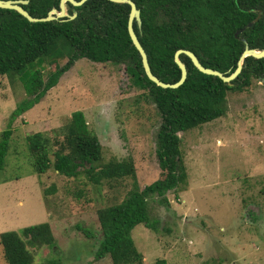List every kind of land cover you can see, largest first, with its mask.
<instances>
[{"label":"rangeland","instance_id":"1","mask_svg":"<svg viewBox=\"0 0 264 264\" xmlns=\"http://www.w3.org/2000/svg\"><path fill=\"white\" fill-rule=\"evenodd\" d=\"M67 61L45 66L46 77ZM20 75H0V139L13 130L0 170V234L50 223L55 245L33 248L35 264H113L109 255L97 258L103 238L98 211L121 202L133 178L95 184L54 169L40 174L28 137L39 131L53 136L82 111L103 145V162L132 158L144 189L163 177L156 105L132 88L124 64L81 58L38 104L12 119L29 97ZM227 99L225 116L179 133L186 183L168 191L167 201L151 195L155 228L141 223L132 230L144 264H264V79ZM0 264H6L1 244Z\"/></svg>","mask_w":264,"mask_h":264},{"label":"trees","instance_id":"2","mask_svg":"<svg viewBox=\"0 0 264 264\" xmlns=\"http://www.w3.org/2000/svg\"><path fill=\"white\" fill-rule=\"evenodd\" d=\"M133 1L143 20L141 28L134 21L135 31L153 73L164 82L181 79L182 72L175 61L179 49L193 51L204 66L226 74L238 67L246 48L243 38L251 48L264 49V0ZM60 2L29 0L25 8L34 17H46L53 8L60 10ZM67 10L77 16L32 22L16 10L0 8V75L21 72L19 79L29 96L13 111L12 119L38 104L78 59L125 65L132 88L141 90L140 96L156 105L162 119L156 150L162 178L141 189L132 158L103 162V145L82 111H75L66 124L54 129L53 136L42 131L29 135L28 148L40 174L54 169L69 178L83 175L95 184L132 177L134 185L127 196L98 211L103 238L97 258L109 255L113 264H144L132 230L141 223L155 228L148 207L151 195L167 201L168 191L186 183L188 171L179 133L225 116L229 92L242 91L254 80L264 79V57L247 56L242 72L230 85L200 71L183 53L180 58L188 68L186 81L177 88H163L148 77L129 34L130 4L88 0L81 6L68 2ZM259 14L255 23L246 27ZM64 59H68L67 63L49 71L46 77L44 67ZM12 133L8 128L1 135L0 170L5 166ZM55 241L50 223L0 234L6 264H35L32 249L52 247ZM159 263L166 264L163 260ZM43 264L60 263L50 259Z\"/></svg>","mask_w":264,"mask_h":264},{"label":"water","instance_id":"3","mask_svg":"<svg viewBox=\"0 0 264 264\" xmlns=\"http://www.w3.org/2000/svg\"><path fill=\"white\" fill-rule=\"evenodd\" d=\"M86 1H88V0H61L60 10H58L57 8H53L52 10L49 11V13L46 17H34L33 15H31V13L25 8V5H27L29 3V0H0V8L13 9V10L18 11L20 14H22L23 16H25L28 20H30L32 22H42V21L59 20V19H63L66 17H69V19H74L77 16V13L70 15L68 13V10H67V3L70 2L75 6H81ZM110 1L130 4L131 12H130L129 22H128L129 34L131 36V39H132L134 45L136 46V48L138 49V51L140 52V54L142 56L143 66L145 68V71H146L148 77L150 78V80H152L157 85H159L163 88H177V87L181 86L186 81V79L188 77V68H187L186 64L180 58V55L183 53L187 54L191 58L194 65L200 71L207 73V74H210V75L218 76L223 81H225L226 83H228L230 85L233 84V81L242 72L244 59L247 56H253L256 58H263L264 57V49L251 48L249 46L248 41L243 38V41L246 43V48H245L243 54L241 55V57L239 59L238 67L231 74H226V73L221 72L220 70L204 66L202 64V62L199 60L198 56L193 51H191L189 49H179L175 54V61L181 69V72H182L181 79L175 83L164 82L163 80H161L159 77H157L153 73L150 62H149L148 54H147L145 48L143 47V45H142V43H141V41H140L136 31H135L134 21L136 20L138 22V25L140 28H141L142 23H143L142 16H141V10L137 7L136 2L133 0H110ZM259 17H260V14L255 20L251 21L246 27L252 26ZM246 27H244L242 30L238 31L236 33V35H238L239 32H242L243 30H245Z\"/></svg>","mask_w":264,"mask_h":264}]
</instances>
